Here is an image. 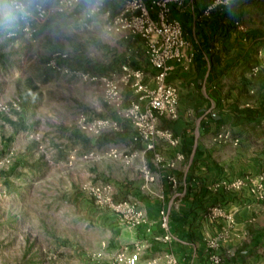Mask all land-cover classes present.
Returning <instances> with one entry per match:
<instances>
[{
    "label": "rangeland",
    "instance_id": "1",
    "mask_svg": "<svg viewBox=\"0 0 264 264\" xmlns=\"http://www.w3.org/2000/svg\"><path fill=\"white\" fill-rule=\"evenodd\" d=\"M20 1L29 8L56 2ZM79 13L40 21L0 0V264H124L123 249L135 247L143 260L162 258L149 251L160 243L140 231L144 224L128 227L126 212L105 204L107 198L129 201L140 210L142 201H150L155 187L144 181L141 167L145 163L154 172L151 154H142L144 145L132 140L133 128L99 84L47 67L59 53L66 55L61 65L67 69L118 75L121 64L133 68L123 48L141 52V43L113 46V34L91 29L88 18L78 23ZM134 58L143 63L140 55ZM134 99L123 87L121 109ZM97 122L103 126L92 128ZM111 148L119 156H108ZM228 250L215 254L219 264L232 258ZM253 250L257 263L248 257L239 264H264V248Z\"/></svg>",
    "mask_w": 264,
    "mask_h": 264
},
{
    "label": "crops",
    "instance_id": "2",
    "mask_svg": "<svg viewBox=\"0 0 264 264\" xmlns=\"http://www.w3.org/2000/svg\"><path fill=\"white\" fill-rule=\"evenodd\" d=\"M95 1L99 0H90L89 4ZM210 1L187 0L182 9L172 12L183 27L187 46L182 61L167 77L178 92L176 118L160 119L159 127L169 130L180 143L174 149L157 145L155 151L165 160L176 154L182 155V160L172 171L154 167V193L150 201L140 203L148 219V225L140 231L150 238L147 229L162 234L158 210L168 209L175 190L181 195L178 205L168 210L170 227L178 231L170 232L173 241L150 247L149 251L162 257L157 264H164L165 254H171L177 264H210V256L219 254L221 248L229 249L232 255L222 264H239L248 257L251 263L256 260L253 249L264 248V199L255 201L246 192L211 191V186L220 180L264 172V71H253L260 64L259 53L264 52V25L259 20L264 19V0H229L221 11L206 12ZM120 6V0L102 1L100 12L88 18L86 24L103 32L104 12L113 16ZM113 39L118 41L113 46L122 45V40L116 36ZM123 49L132 56L133 68L121 64L118 73L122 66L142 71L145 65L150 70L142 49L140 52L133 45ZM137 55L143 63L134 58ZM152 75L145 74L143 82L150 83ZM221 129L228 132L229 140L213 142ZM168 175L177 182L175 190L167 183ZM231 206L237 207V213L229 227L223 217L212 219L207 212L217 207L224 216ZM222 231L227 238L217 240L215 250L198 235L218 239ZM241 247L252 250L239 252Z\"/></svg>",
    "mask_w": 264,
    "mask_h": 264
},
{
    "label": "built area",
    "instance_id": "3",
    "mask_svg": "<svg viewBox=\"0 0 264 264\" xmlns=\"http://www.w3.org/2000/svg\"><path fill=\"white\" fill-rule=\"evenodd\" d=\"M102 1L93 2L88 8H81L82 0H56L52 6H43L37 4L28 7L26 3L20 0H10L12 8L18 14L33 13L36 19L43 21L52 16L75 15L81 11L78 21L82 22L100 12ZM119 11L111 16L108 11L104 12L106 18L105 29L120 40H139L142 43L144 55L148 61L150 69L153 71L150 83L143 82L144 72L141 70H132L127 66L121 67V73L111 76L96 77L89 73H84L76 69H67L61 62L66 59L64 54H55L48 61L47 67L53 71L70 75L82 82L99 84L104 92L106 100L111 103L123 117L127 119L134 131L133 141L144 145V151L152 156V164L156 169H175L177 161L182 160V155L176 154L174 158L165 160L161 154L155 151L157 145H163L169 148H176L180 141L169 130L159 127L160 119L173 120L177 115L178 92L177 89L167 82V77L174 66L183 59V50L187 46V39L182 25L172 17V12L182 9L187 0H120ZM229 3V0H211L206 8V12L212 10L221 11ZM260 64L254 68V72L261 68L264 71V52L259 53ZM129 87L135 95V99L129 102L126 110L122 106V89ZM84 120L80 121L83 127ZM101 122L94 123L91 127L100 129ZM229 140L227 131L221 129L213 138V142H225ZM236 144V141H233ZM108 156H119L115 149H109ZM134 156V155H133ZM141 172L146 183L154 182V173L149 170L145 163L142 164ZM167 183L173 190L177 187V182L172 175L167 176ZM212 192H224L229 194H239L246 192L255 201L264 199V172L254 177H244L242 179L220 180L211 186ZM181 200V195L173 192L172 199L168 209L160 208L157 212L158 225L162 234L151 233L150 240L154 243L168 245L173 241V235L169 231L168 210ZM105 204L110 211L123 213L124 220L130 221L128 226L134 228L138 225H148V219L142 209L138 210L137 205L129 201L116 203L110 198L105 200ZM122 211V212H121ZM213 219L223 217L228 227L234 223V215L237 213V207L231 206L228 213L219 211L217 207H211L207 211ZM125 222V221H124ZM225 231H222L218 239L209 241V248L215 250L216 242L223 241ZM148 246V245H147ZM146 247V246H145ZM124 264H157L156 259L143 260L141 258L140 248L135 247L132 250L123 249ZM210 264H219L217 255L210 256ZM164 264H177L171 254L164 255Z\"/></svg>",
    "mask_w": 264,
    "mask_h": 264
},
{
    "label": "trees",
    "instance_id": "4",
    "mask_svg": "<svg viewBox=\"0 0 264 264\" xmlns=\"http://www.w3.org/2000/svg\"><path fill=\"white\" fill-rule=\"evenodd\" d=\"M205 212H206V211H202V214H205ZM169 219H170V214H169ZM169 231H170L171 233H175V234H176V232H178V231H176V229H175V230L173 229V231H172V229H171V227H170V224H169ZM188 237H189V239H192V238H193V235L190 234Z\"/></svg>",
    "mask_w": 264,
    "mask_h": 264
},
{
    "label": "clouds",
    "instance_id": "5",
    "mask_svg": "<svg viewBox=\"0 0 264 264\" xmlns=\"http://www.w3.org/2000/svg\"><path fill=\"white\" fill-rule=\"evenodd\" d=\"M25 15H28L27 13H25Z\"/></svg>",
    "mask_w": 264,
    "mask_h": 264
}]
</instances>
